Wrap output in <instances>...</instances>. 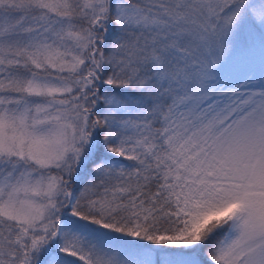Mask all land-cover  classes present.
Segmentation results:
<instances>
[{
    "label": "snow or ice",
    "instance_id": "obj_1",
    "mask_svg": "<svg viewBox=\"0 0 264 264\" xmlns=\"http://www.w3.org/2000/svg\"><path fill=\"white\" fill-rule=\"evenodd\" d=\"M0 264H264V0H0Z\"/></svg>",
    "mask_w": 264,
    "mask_h": 264
}]
</instances>
